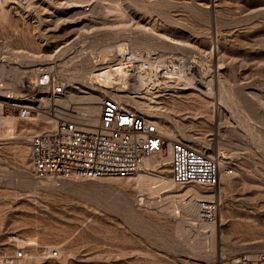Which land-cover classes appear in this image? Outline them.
I'll return each mask as SVG.
<instances>
[{"label":"rangeland","instance_id":"374dc122","mask_svg":"<svg viewBox=\"0 0 264 264\" xmlns=\"http://www.w3.org/2000/svg\"><path fill=\"white\" fill-rule=\"evenodd\" d=\"M4 5L0 64L11 75L0 80L14 82L13 98L34 81L37 73L31 70L48 66L68 95L80 96L91 87L97 91L99 84L92 78L85 83L81 75L96 74L109 43L123 42L132 51L136 42H177L149 54L165 61L186 59L203 80L196 88L205 92L211 80L215 95L207 106L199 98L173 101L164 96L156 98L155 110L208 144L205 152L217 156L232 174L221 176L215 188L211 236L199 227L197 214L183 209L197 201L191 193L180 196L183 186L137 187L134 177H35L27 150L33 134L21 131L32 125L17 119L16 129L0 136V249L17 248L13 237L34 239V252L22 246L28 259L21 264H225L240 254L264 251V0H9ZM115 8H122L123 15L113 12ZM128 69L134 72L131 65ZM220 86L227 91L222 99ZM129 95L149 102L143 95ZM197 141L188 142L198 147ZM166 164L161 172L144 168L138 173L170 179ZM22 175L34 184H24ZM195 239L202 240V249L190 247ZM48 246L63 255L46 258Z\"/></svg>","mask_w":264,"mask_h":264},{"label":"built area","instance_id":"2783aa9c","mask_svg":"<svg viewBox=\"0 0 264 264\" xmlns=\"http://www.w3.org/2000/svg\"><path fill=\"white\" fill-rule=\"evenodd\" d=\"M40 69L19 98L0 101V116L14 115L20 121L39 115L56 119L51 131L38 132L30 139L29 162L35 177L124 180L141 172L147 159L166 154L173 185H195L209 190L218 187L221 167L217 156L186 142L167 141L150 119L121 108L110 98L101 102L95 125L57 118L55 101L66 87L51 68ZM227 172L232 174L230 169ZM215 213L213 201H200L196 221L212 224ZM44 256L54 258L55 251ZM25 259L23 248L0 249V264H21ZM225 264H264V251L243 253Z\"/></svg>","mask_w":264,"mask_h":264},{"label":"bare ground","instance_id":"6f19581e","mask_svg":"<svg viewBox=\"0 0 264 264\" xmlns=\"http://www.w3.org/2000/svg\"><path fill=\"white\" fill-rule=\"evenodd\" d=\"M7 1L9 0H0V12L4 11L5 9L4 3H7ZM13 2L15 3V1ZM113 12L119 13V16L123 15L122 8H115ZM158 41L159 42L158 43L156 42V44L145 45V46L138 44L136 42L135 45L132 47V51L129 50L126 44L123 42L117 45H112V44L110 45V43L108 45L105 44L106 46L104 47V50L107 51V53L103 54L102 56L100 55L103 61L102 64L103 66L96 69L95 71L96 74L93 75L94 73L92 74L91 72H89L87 73L88 77H85L84 75L78 73L79 75H81L82 81L87 83L88 81H91L92 78L96 83L99 84L100 88L96 91V89L93 90L91 87V89H87L80 96L78 94L68 95L65 91L63 95H61L55 101V107H54L55 116L59 119L74 120L81 122L87 126H92L95 125L96 123L101 102L110 98L116 101L121 108L136 112L139 115H145L146 118L151 119V121L157 126L159 133H161V135H163L167 141L177 140L176 135L182 136L184 138L183 142H186L188 144H189L188 141H197V139L194 138L193 136L187 135L185 131L181 129L178 125L172 123L167 113L164 114L163 113L164 111L162 110L160 112L155 110V106L157 105L156 98L159 99V98H163L164 96H168L166 98L168 100L172 98L173 101L174 99L197 100L199 98V102L201 103V105L207 106L210 103L212 104V99L213 96L215 95L213 83L211 82V80L206 82L207 89L205 92H201L199 89L196 88V82L203 80L202 78L197 77L194 70V65L192 63H189L186 59L184 60L182 59L178 61L177 60L165 61L160 58L162 55L159 58H155V59L153 56H150L152 55L149 54L151 52L150 50L171 49L175 45L176 46L178 45L177 42L171 39L162 38L159 39ZM69 49L70 48H67L66 51H68ZM141 49L147 51L148 52L147 55L135 53V51ZM46 61L47 60H45L44 62ZM47 63L51 65L52 63L51 59H49ZM129 65L133 67V71H134L131 74L128 72L130 71L128 69ZM36 67L37 66H35V68ZM48 68H53V67L48 66ZM38 69L36 68V70H31L30 72L32 74H36L41 70ZM10 73L11 70L5 71V66H3V64H0V77ZM131 80L133 81L131 82ZM3 81L0 80V101L16 100V98H13L11 96L12 95L11 91H13L14 88V82L10 81L8 83H3ZM110 83H112L111 84L112 87L105 88V85H109ZM113 85L117 88L116 90H114ZM127 92H129V94L130 92L140 94L139 96L143 95V97H146V100H148L149 102L145 103L140 101L142 99L144 100V98L141 97H137L139 100H134V97H130V95ZM226 92L227 91H225L222 86L218 88V95L220 96L221 99L225 97ZM78 101H83L84 104L82 106L72 107L73 103H76ZM226 104H224L223 108L229 107ZM38 120L40 122H38ZM16 121L17 118L15 116H10V115L0 116V128L2 129L0 136L12 133L16 129ZM29 122L32 125V127L35 128L33 129L32 127L28 129L25 128V130H21L20 128V130L26 132L27 135L28 134L34 135L38 132L51 131L55 127L56 119L48 116L39 115L37 118L29 120ZM31 135L28 136L30 137ZM185 139L187 140L185 141ZM197 143L199 146L198 147L196 146L194 148L200 151H205L204 149L208 148L209 146L205 142L197 141ZM22 149L21 151H23ZM27 150L29 151V149ZM168 160H169L168 155L166 157L165 154L158 155L156 157L147 159L144 163V167L160 170L161 172V170L165 167V165H167L166 163L168 162ZM221 162L222 161L220 160V167H221L220 178L223 175H225V177L228 175L227 170L225 171L226 167H224L222 165L223 163ZM0 174H4V171L1 169H0ZM133 177H134L133 180L137 184V187L139 186L146 188L149 187L150 184H155V183H159V185H161L163 188H168L173 186L171 180L168 179L167 177L164 176L162 177V175H151L145 172L144 174L137 173ZM23 183L26 184L27 186H31L34 184V181L29 176L28 177L23 176ZM194 186L195 185H185L181 188L179 193H182L180 194V196L191 193L193 198L197 200V201H190L189 204L188 205L186 204L183 208L186 210L187 213L193 214L195 216L197 214L196 203H199L200 201L211 202L215 192L217 194V189L200 190V189H195ZM221 217H222V212L220 211L219 218ZM199 227L201 228L202 231L210 232L211 236H214L215 226L213 224H209V225L200 224ZM10 240L13 242V245L16 247L22 248L23 246L30 248V250L32 251L35 249L34 246H36L37 244L32 238L20 239L18 237H13L10 238ZM190 247L194 250L202 249L203 242L200 239H195L193 243L190 244ZM52 250L55 251L56 257L58 256V254L63 255L64 253L60 249L57 250L55 246H48L46 250H44L45 251L44 254L52 255L53 252ZM37 256H39V254H32L31 258H36ZM27 259L28 258L26 255L25 260Z\"/></svg>","mask_w":264,"mask_h":264}]
</instances>
